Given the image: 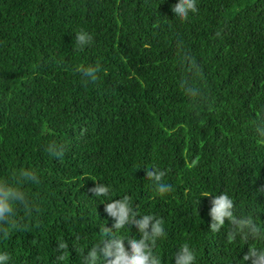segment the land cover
Wrapping results in <instances>:
<instances>
[{
    "label": "trees",
    "instance_id": "16d2710c",
    "mask_svg": "<svg viewBox=\"0 0 264 264\" xmlns=\"http://www.w3.org/2000/svg\"><path fill=\"white\" fill-rule=\"evenodd\" d=\"M178 0H0V179L34 169L40 183L25 190L39 211L23 230L0 238L8 264H81L114 221L105 203L130 197L134 210L165 222L155 252L162 264L187 242L196 264H241L254 241H226L229 227L210 230L211 198L227 192L237 214L264 228V144L255 120L264 112V0H197L187 20ZM93 36L75 50V34ZM182 44L199 72L204 98L180 88ZM99 64L87 86L78 67ZM55 141L64 155H48ZM166 171L173 191L159 196L146 169ZM110 186L107 197L90 189ZM124 238L131 226L116 233ZM126 248L129 247L126 243ZM262 246V245H257Z\"/></svg>",
    "mask_w": 264,
    "mask_h": 264
},
{
    "label": "clouds",
    "instance_id": "9594fccd",
    "mask_svg": "<svg viewBox=\"0 0 264 264\" xmlns=\"http://www.w3.org/2000/svg\"><path fill=\"white\" fill-rule=\"evenodd\" d=\"M175 18L187 20L189 13L198 11L197 0H178L172 6ZM93 36L84 30L75 34L73 43L75 50H81L90 44ZM177 55L181 70L185 75L180 79L179 86L192 102L198 103L204 98L203 92L196 87L191 77L199 72L195 58L189 51H186L182 44H178ZM82 83L87 86L98 80L101 66L78 67ZM255 132L258 136L257 143L264 144V112L257 115L255 120ZM49 156L61 158L64 155V147L55 141L49 142L44 149ZM166 171L153 165L146 169V180L152 182L155 192L159 196H166L173 191L172 185L164 182ZM29 183L39 184L40 178L34 169L19 168L13 169L11 179H0V238L7 240L13 231L23 230L24 217L19 215L21 209L25 216H31L33 211H39L35 201L25 190ZM96 197H107L112 191L110 186L96 182V186L90 189ZM203 197L211 198L210 230L212 233H219L225 228L226 221L228 229L226 241L234 243L239 240L247 243L254 241L248 246L247 253L243 256L241 264H264V228L258 223L254 215L241 212L237 214L235 202L227 192L218 195L204 193ZM105 212L114 221L112 227L107 224L101 226L100 233L103 239L94 244L86 252L78 245H74L75 251L81 255V264H162L161 257L155 252L159 240L166 237L164 220L153 214L141 215L134 210L130 197L125 195L121 199L111 200L105 203ZM126 226L134 227L139 238L135 236L124 238L116 233ZM126 243L129 247L126 248ZM262 246H257V245ZM68 244L60 241L56 251L59 253L55 260L56 264H63L66 259ZM175 264H196V252L189 243L185 242L173 253ZM10 256L7 252L0 253V264H8Z\"/></svg>",
    "mask_w": 264,
    "mask_h": 264
}]
</instances>
